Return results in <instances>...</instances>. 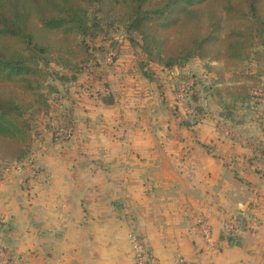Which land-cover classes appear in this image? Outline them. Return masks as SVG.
<instances>
[{
    "label": "crops",
    "instance_id": "crops-1",
    "mask_svg": "<svg viewBox=\"0 0 264 264\" xmlns=\"http://www.w3.org/2000/svg\"><path fill=\"white\" fill-rule=\"evenodd\" d=\"M118 39L123 58L104 76L58 86L75 130L38 151L42 173L1 174L0 240L32 264H135L133 234L159 264H264V160L247 145L264 138L263 104L219 95L231 74L219 79L216 61L167 69ZM186 76L197 81L195 125L175 96ZM229 220L241 226L235 235L223 232Z\"/></svg>",
    "mask_w": 264,
    "mask_h": 264
},
{
    "label": "trees",
    "instance_id": "trees-1",
    "mask_svg": "<svg viewBox=\"0 0 264 264\" xmlns=\"http://www.w3.org/2000/svg\"><path fill=\"white\" fill-rule=\"evenodd\" d=\"M119 33L167 69L194 57L216 61L219 79L231 74L219 95L264 106L262 72L254 70L264 63V0H0V176L9 166L37 163L30 115L49 108L50 93L62 96L49 78L77 82L98 64L91 41L109 38L117 48ZM196 90L195 80L190 102L200 117ZM102 98L114 102L111 94ZM252 140L253 159L264 160V138Z\"/></svg>",
    "mask_w": 264,
    "mask_h": 264
},
{
    "label": "rangeland",
    "instance_id": "rangeland-1",
    "mask_svg": "<svg viewBox=\"0 0 264 264\" xmlns=\"http://www.w3.org/2000/svg\"><path fill=\"white\" fill-rule=\"evenodd\" d=\"M102 36V35H101ZM118 38H121V33L117 35ZM113 38V37H112ZM106 39V38H105ZM103 39V37H99L98 39H93L91 41L92 46H94V52L97 56L98 64L94 65V70H104L102 76L108 72V70L111 69V67H114L115 65H118V62H120L121 54H119V49L113 48V46H110L109 44V38L108 40ZM113 40V39H111ZM111 56V59L109 60L108 57ZM48 67V66H47ZM98 67V68H97ZM54 68V64L51 63V65L48 67L49 71H52ZM255 70H260L261 72L264 70L262 64H258L256 66ZM91 71V70H85ZM93 71H91L92 73ZM98 72V71H97ZM97 75V78H101L102 76L99 73H94ZM94 76V75H93ZM49 84H56L60 88V81L58 79H54L53 76L49 78ZM96 84L100 83L97 82ZM87 85H91L90 83H87ZM89 91L93 90L95 91L94 85L89 86ZM47 92V91H46ZM61 96V100H56L54 94H49V108L46 107H37L35 111L30 115L31 122L34 128V146L37 151L42 150L45 147L51 146L54 148L55 144H51V135L53 134L54 130L57 128H62L61 133L66 130V128H69L71 130V133L64 135V138L61 139L58 143H65L69 136H73L74 134V125H70L69 123V108H70V97L68 96V91L66 89H62V92L59 89ZM60 96V95H59ZM176 96V95H175ZM177 101V99H176ZM178 102V101H177ZM47 110L49 112L47 113ZM262 110V109H261ZM261 110H259L257 113L261 114ZM60 133V134H61ZM62 135V134H61ZM59 135V136H61ZM63 136V135H62ZM41 161V160H40ZM36 166H38V172L35 174H32V167L30 165H20V166H9L4 171L8 172V174H16L17 172L19 175H23L24 179L28 178H36L38 175L42 173V162L36 163Z\"/></svg>",
    "mask_w": 264,
    "mask_h": 264
},
{
    "label": "built area",
    "instance_id": "built-area-1",
    "mask_svg": "<svg viewBox=\"0 0 264 264\" xmlns=\"http://www.w3.org/2000/svg\"><path fill=\"white\" fill-rule=\"evenodd\" d=\"M111 59V56L108 57ZM195 86V79L193 76H188L183 81H181L176 88V99L180 105L185 109L186 120L190 122L191 125H195L198 122L197 109L196 106L190 102V94ZM70 134V133H69ZM252 143V147H255L253 140H249ZM32 169V174L38 172V166L36 164L30 165ZM3 223V218L0 216V226ZM201 230L203 235L211 240L212 230L207 221H201ZM241 230V226L238 222L234 220H229L223 225V232L226 235H235ZM130 244L133 248L135 255V264H159L156 256L147 248L143 239L137 234L130 236ZM180 264H187L185 260L181 259ZM0 264H32V262L26 257H19L14 254L1 240H0Z\"/></svg>",
    "mask_w": 264,
    "mask_h": 264
},
{
    "label": "water",
    "instance_id": "water-1",
    "mask_svg": "<svg viewBox=\"0 0 264 264\" xmlns=\"http://www.w3.org/2000/svg\"><path fill=\"white\" fill-rule=\"evenodd\" d=\"M222 114L221 115H223V112H221Z\"/></svg>",
    "mask_w": 264,
    "mask_h": 264
}]
</instances>
